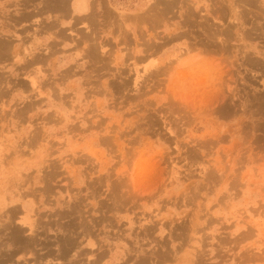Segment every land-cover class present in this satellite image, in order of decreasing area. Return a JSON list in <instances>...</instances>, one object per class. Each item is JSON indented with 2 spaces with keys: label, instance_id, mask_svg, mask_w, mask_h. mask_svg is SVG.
I'll list each match as a JSON object with an SVG mask.
<instances>
[{
  "label": "rangeland",
  "instance_id": "1",
  "mask_svg": "<svg viewBox=\"0 0 264 264\" xmlns=\"http://www.w3.org/2000/svg\"><path fill=\"white\" fill-rule=\"evenodd\" d=\"M46 1L0 0V40H12L0 54V223L26 201L47 230L13 259L136 264L166 251L175 264H264V34L255 30L264 10L244 19L243 41L235 35L220 51L199 26L204 2L201 11L175 0L166 14L162 4L153 8L157 0H100L91 17L76 20L70 1L63 15ZM16 9L31 17L16 24ZM46 17L55 29L46 30ZM73 213L79 219L70 222ZM69 222L79 248L49 262L56 239L73 234ZM79 249L87 254L77 259Z\"/></svg>",
  "mask_w": 264,
  "mask_h": 264
},
{
  "label": "bare ground",
  "instance_id": "2",
  "mask_svg": "<svg viewBox=\"0 0 264 264\" xmlns=\"http://www.w3.org/2000/svg\"><path fill=\"white\" fill-rule=\"evenodd\" d=\"M30 1H32V0H30ZM34 1V0H33ZM69 1L70 0H50V2H49V0H48V2L46 3V2H44L45 3V8L46 9H48V11H50L51 9H52V11L54 12V10L55 11H57V12H59V13H61L62 15L63 14H66V13H64L65 12V10H66V6L65 5H67L68 3H69ZM95 1V4L94 5H91L93 8H94V6L95 7H97V5H98V3H100V0H94ZM170 1V0H169ZM188 1V0H187ZM190 1H193L194 2V8H196V9H198L200 6V3L201 2H204V4H202L203 5V13H202V16H201V19H202V21L200 22V25L199 26H202L203 27V32H204V34L205 35H207L205 38H207L208 40H209V43H210V41H211V44L213 43V44H215L214 46L215 47H217L218 48V50H220V51H226L227 49H229V43L231 42V40H233L234 38V36L235 35H240V37L238 38V41H243L244 40V36L246 37V36H248V33H246V31H244V30H246L243 26H244V19L245 18H248L247 16L249 15V14H251V13H253V14H255V15H257V17H258V15L260 14V13H262L263 14V10H264V8L262 7V5L261 4H259V1L257 2V0H214V4L213 5H211V6H209V3L207 4V2H206V0H190ZM245 1V2H244ZM43 2V1H42ZM212 2V1H211ZM93 3V2H92ZM174 3H177V2H175V0H173V1H171V2H168V1H165V0H157L156 1V3L154 4V6H153V8H155V5H157V4H162L163 6H162V13H166V14H168V12L170 11V10H172L173 8H175L177 5L176 4H174ZM182 3V2H181ZM19 4H20V2H19ZM27 4H29V3H26V6H27ZM41 4V3H40ZM91 4V3H90ZM178 4V3H177ZM22 5H24V3H22ZM69 5V4H68ZM174 5H176L175 7H174ZM187 5V4H186ZM30 6V5H29ZM28 6V7H29ZM35 6V5H34ZM15 7H16V5H15ZM36 7V6H35ZM70 6H68L67 8H69ZM91 7V8H92ZM158 7H159V5H158ZM160 7H161V5H160ZM188 7H189V5L187 6V8L186 9H188ZM192 7H193V5H192ZM250 7H252V8H257L256 10H258V14L256 13V11L254 10V9H252V8H250ZM24 8H25V6L22 8V10H24ZM80 10H86L87 9V0H80ZM90 8V7H89ZM202 8V7H201ZM155 9H158V8H155ZM191 9V8H190ZM200 9V8H199ZM252 9V10H251ZM185 10V9H184ZM201 11H202V9H200ZM254 10V11H253ZM260 10V11H259ZM17 11V12H16ZM29 11V10H28ZM34 11H38V10H35L34 9ZM41 11L42 10H40L39 12H37L36 13V15L37 14H41ZM48 11H47V13H48ZM68 11V10H67ZM15 12L18 14V17H16V18H19V19H17L16 20V18H15V22H16V24H18V23H20L22 20H24V19H26V18H28V17H31V16H28L27 17V12L25 13V11L24 12H22V11H18V9H16L15 10ZM51 12V11H50ZM15 13V14H16ZM170 13V12H169ZM186 13H188V18L189 19H191V17H192V13L190 14V12H186ZM30 15H32V14H30ZM42 15V14H41ZM93 14L91 13L89 16L91 17ZM185 15V14H184ZM165 16V15H164ZM229 16H231V17H234L235 19H236V21H238V23L237 24H235V23H233L232 24V26H231V24H228L227 25V23H226V25H225V23H223V21H225V20H227L228 18H229ZM251 16V15H250ZM260 16H262L261 14H260ZM32 17H33V15H32ZM39 17V16H38ZM175 17V16H174ZM211 17H212V21H210L211 20ZM36 18H37V16H36ZM89 18V17H88ZM129 18V17H128ZM155 18V17H154ZM158 17H156V19H157ZM187 18V19H188ZM256 18V17H255ZM262 18V17H261ZM87 19V18H86ZM92 19H94L93 17H92ZM210 19V20H209ZM257 19V18H256ZM129 20V19H128ZM152 20V19H151ZM196 20V19H195ZM249 20V19H248ZM251 20V19H250ZM28 21V20H27ZM97 21V20H96ZM148 21H150V20H148ZM216 22L215 24H217L218 23V26L217 25H213L212 23H214V22ZM264 21V20H263ZM14 22V21H13ZM44 23H42V24H44V25H46V30H47V28H48V31L51 29H55L57 26L54 24V23H49V25L45 22V21H43ZM121 22V21H120ZM187 22V21H186ZM194 22V21H193ZM212 22V23H211ZM11 23V22H10ZM191 23V22H190ZM259 24V23H258ZM48 25V26H47ZM119 25V24H118ZM11 26V25H10ZM253 26V25H252ZM12 27V26H11ZM139 27V26H138ZM7 28V27H6ZM257 28H258V31L260 30V32H261V34L263 35L264 33V22L263 23H261V25L260 26H256L255 27V30H257ZM25 29H27V28H25ZM154 29V28H153ZM10 31V30H9ZM241 31H244V33H243V35H241L240 33H241ZM253 31V30H252ZM61 32V31H60ZM202 32V31H201ZM254 32H256V31H254ZM35 34V33H34ZM33 34V35H34ZM246 34V35H245ZM189 35V34H188ZM251 35V34H250ZM249 35V36H250ZM260 35V34H259ZM125 36V35H124ZM123 36V37H124ZM175 36V35H174ZM251 38V37H250ZM2 39H3V41H2ZM94 39V38H93ZM125 39V38H124ZM236 40H237V38H235ZM4 40H5V42H4ZM23 40V39H22ZM202 40V39H201ZM208 40H206L207 42H208ZM10 41H12L11 39H5L4 37L3 38H1V40H0V54L1 55H5V53H7V50H10L9 48V42ZM24 41V40H23ZM205 41V42H206ZM152 44V43H151ZM208 44V43H207ZM149 45V44H148ZM155 45V44H154ZM157 45V44H156ZM206 45V44H205ZM210 45V44H209ZM209 45H207V46H209ZM34 46V45H33ZM9 47V48H8ZM94 47V46H93ZM95 47H96V45H95ZM98 47V46H97ZM155 47H157V46H155ZM11 48H12V45H11ZM32 48V47H31ZM153 48V47H152ZM160 48V47H159ZM190 48V47H189ZM216 48V49H217ZM239 48V47H238ZM51 49V48H50ZM92 49V48H91ZM149 49H151V47H149ZM148 49V50H149ZM155 49V48H154ZM193 49V48H192ZM192 49H191V51H192ZM205 49H206V47H205ZM35 50V49H34ZM93 50V49H92ZM94 50H95V48H94ZM94 50H93V53L95 54V52H94ZM207 50V49H206ZM50 51V50H49ZM89 51V50H88ZM91 51V50H90ZM96 51V50H95ZM156 51V50H155ZM187 52L189 51L188 50V48H187V50H186ZM34 52V51H33ZM87 52V51H86ZM152 52H154V51H152ZM90 53H92V51L90 52ZM92 53V54H93ZM213 53V52H212ZM227 53V52H226ZM51 54V53H50ZM151 54V53H150ZM153 54V53H152ZM154 54H156V53H154ZM187 54V53H186ZM251 54V53H250ZM44 55V54H43ZM45 55H49V53L48 54H45ZM52 55V54H51ZM54 55V54H53ZM95 55H97L98 56V48H97V54H95ZM20 56V55H19ZM19 56H17V58L19 59L20 57ZM4 57V56H3ZM32 57V56H31ZM34 57V56H33ZM43 57V56H42ZM197 57V56H196ZM248 57V56H247ZM2 58V57H1ZM14 58H16L15 56H14ZM30 57H27V59H29ZM102 58V57H101ZM100 58V59H101ZM251 58V57H250ZM21 59V58H20ZM38 59V58H37ZM41 59H44V58H41ZM103 59V58H102ZM176 59H178V58H176ZM196 59V58H195ZM245 59H247V58H245ZM253 59V60H252ZM251 60H250V62L251 63H253L254 65H255V63H257V61L255 62L254 60H255V58H252ZM7 60H9V59H7ZM14 60H16V59H14ZM31 60V59H30ZM33 60V59H32ZM6 61V60H5ZM18 61V60H17ZM27 61V60H26ZM35 61H36V58H34V61L31 63V62H29L31 65L33 64V63H35ZM103 61V60H102ZM245 61V60H244ZM246 62H247V60H246ZM249 61L247 62L248 64L250 63ZM36 63H38V61H36ZM173 63V62H172ZM250 63V64H251ZM208 64V63H207ZM261 65V64H260ZM27 66H29V65H27ZM171 66V65H170ZM169 66V67H170ZM255 66H257V65H255ZM30 67V66H29ZM25 68H27V67H24V69ZM156 68H158V67H156ZM160 68V67H159ZM203 68V67H202ZM201 68V69H202ZM23 69V70H24ZM155 69V68H154ZM198 69H200V68H198ZM66 70V69H65ZM164 70H166V69H164ZM168 70V69H167ZM30 71V70H29ZM29 71H24V74L25 73H27L25 76H27V78H28V80L31 82L30 84H31V86H32V88H34V89H37V90H39L38 91V93H40L41 94V87H40V85H38V81L35 79V78H33V77H31V75L32 74H30V72ZM161 71H163V69L161 70ZM200 71V70H199ZM163 72H165V71H163ZM170 72V71H169ZM196 72H197V70H196ZM201 72V71H200ZM154 73V72H153ZM162 73V72H161ZM160 73V74H161ZM204 74H203V76L205 75V72H203ZM208 73H209V71H208ZM207 73V74H208ZM224 73V72H223ZM66 74V73H65ZM150 74H151V72H150ZM155 74V73H154ZM156 74L157 75H159V71H156ZM164 74V73H163ZM200 74V73H199ZM149 75V74H148ZM162 75V74H161ZM102 76V75H101ZM207 76V75H206ZM63 77V76H62ZM158 76H156V78H157ZM26 78V79H27ZM118 78V77H117ZM219 78H222V77H219ZM224 78V77H223ZM201 79V78H200ZM207 79H208V77H207ZM153 81H155V80H153ZM203 81V80H202ZM222 81H224V79L222 80ZM117 82V81H116ZM137 82V81H136ZM158 82V81H157ZM44 83V82H43ZM196 83H197V81H196ZM226 84L228 83V82H225ZM2 84V83H1ZM23 84V83H22ZM202 84H204V83H202ZM220 84V83H219ZM25 85V84H24ZM44 85H45V83H44ZM158 85V84H157ZM227 86H229L228 84H227ZM14 87V86H13ZM30 87V86H29ZM45 87V86H44ZM99 87V86H98ZM209 89H211V87L209 88ZM213 89V88H212ZM218 89V88H217ZM221 89V88H220ZM201 90V89H200ZM206 90V89H205ZM1 91V90H0ZM144 91V90H143ZM219 91V90H218ZM222 91V90H221ZM195 92V91H194ZM215 92V91H214ZM222 92H224V90L222 91ZM226 92V91H225ZM227 92H228V90H227ZM226 92V93H227ZM230 92V91H229ZM228 92V93H229ZM171 93V92H170ZM217 93V92H216ZM227 93V94H228ZM46 94V93H45ZM220 93H217V95H219ZM100 95V94H99ZM146 95V94H145ZM221 95H223V94H221ZM224 95H226V94H224ZM39 96V95H38ZM67 96V95H66ZM126 96V95H125ZM128 96V95H127ZM138 96V95H137ZM169 96H170V94H169ZM212 96H213V94H212ZM211 95H210V98L212 97ZM228 95H226V98H229V97H227ZM1 97V96H0ZM136 97V96H135ZM142 97V96H141ZM216 97H219V96H216ZM221 97H223V96H221ZM29 98V97H28ZM64 98V97H63ZM131 98V97H130ZM170 98V97H169ZM220 98V97H219ZM225 97H224V99H226ZM134 99V98H133ZM136 99V98H135ZM209 99V98H208ZM213 99H216L215 97L213 98ZM131 100H132V98H131ZM210 100H212V98L210 99ZM217 101L219 100V99H216ZM215 100V101H216ZM221 100H222V98H221ZM43 101V100H42ZM212 101H214V100H212ZM214 101V102H215ZM152 102V101H151ZM214 102H211L213 105L214 104H216V103H214ZM222 102H224L223 104L225 105V102L226 101H222ZM258 102V101H257ZM148 103V102H147ZM179 103V102H178ZM217 104H219V103H217ZM223 104H221V106H223ZM184 105V104H183ZM213 105H211V106H213ZM215 106H217V105H214V107ZM206 107V106H205ZM218 107H220V106H218ZM217 107V108H218ZM148 108V107H147ZM223 108V107H222ZM174 109V108H173ZM206 109V108H205ZM27 110V109H26ZM220 110V109H219ZM136 112V111H135ZM24 113V112H23ZM179 113H181V112H179ZM127 115V114H126ZM156 115V114H155ZM159 115V114H158ZM54 116V115H53ZM152 116V115H151ZM156 117V116H155ZM7 118V117H6ZM62 118V117H61ZM48 122H49V120H48ZM148 122V121H147ZM151 129V128H150ZM178 133V132H177ZM224 136V135H223ZM221 139V138H220ZM111 141V140H110ZM108 142V141H107ZM113 142V141H112ZM202 142V141H201ZM104 144H105V142H104ZM34 146V145H33ZM32 146V147H33ZM198 149V148H197ZM14 153V152H13ZM32 154V153H31ZM134 155V154H133ZM87 157V156H86ZM9 159V158H8ZM56 165V164H55ZM94 167V166H93ZM225 173V172H224ZM107 174V173H106ZM123 174V173H122ZM110 175V174H109ZM108 175V176H109ZM17 177V176H16ZM20 177V176H19ZM54 177V176H53ZM47 178H48V176L47 175H44L43 177H39V179H40V182L41 183H43L44 181L46 182V180H47ZM140 178V177H139ZM108 179H109V177H108ZM125 179V178H124ZM124 179H122L123 181H124ZM25 180V179H24ZM119 180V179H118ZM103 181V180H102ZM44 182V183H45ZM47 182H49V181H47ZM118 182V181H117ZM24 183V182H23ZM31 183V182H30ZM92 183H94V182H92ZM110 183H111V181H110ZM113 184V183H112ZM123 184H125V183H122V185ZM30 185V184H29ZM89 185H90V183H89ZM111 185V184H110ZM118 185V184H117ZM26 186V185H25ZM49 185H47V186H44V188H43V190H44V192H47V190L49 189V187H48ZM115 186V185H114ZM91 187V186H90ZM116 187V186H115ZM131 187V186H130ZM94 188V187H93ZM97 188V187H96ZM102 188V187H101ZM100 188V189H101ZM122 188V187H121ZM29 189V188H28ZM93 191V190H92ZM110 191V190H109ZM27 192H29L28 190H27ZM25 193H26V191H25ZM30 193V192H29ZM31 193H32V191H31ZM30 193V194H31ZM24 194V193H23ZM27 194V193H26ZM29 194V195H30ZM44 194V193H43ZM109 194V193H108ZM113 195V194H112ZM21 196H23L22 194H21ZM26 196H28V194L26 195ZM37 196V195H36ZM109 196H111V195H109ZM122 196V195H121ZM126 196V195H125ZM6 197V196H5ZM11 197V196H10ZM107 197V196H106ZM115 197V196H114ZM113 197V198H114ZM117 197V196H116ZM21 198V197H20ZM99 198V197H98ZM125 198V197H124ZM5 199V198H4ZM17 199V198H16ZM79 199V198H78ZM109 199V198H108ZM112 199V198H111ZM114 199H116V198H114ZM17 201V200H16ZM23 201V200H22ZM115 201H117V200H115ZM1 202V201H0ZM13 203V202H15V199L14 198H10V203ZM188 203V202H187ZM73 206H75V205H73ZM123 206V205H122ZM20 207L21 208H19V206L17 207V206H15V207H12L11 208V211H9L8 212V214H6L5 216L6 217H8V219H7V221H5L6 223L5 224H3V225H1V223H0V233H2V235L4 236L3 237V239L2 240H0V244L2 243L3 244V242L4 243H6L7 245H8V249L7 250H5V249H2L3 251H5L4 252V254H2L1 253V249H0V253L2 254V255H4V256H0L1 258L0 259H2V260H0V264H4V262H5V264H21L22 262L21 261H19V260H17L16 259V261L13 259V256H14V254H16L17 252L19 253H21V252H23V251H26V254L28 253L29 254V251H32V249H33V246L37 243V240L38 239H36V238H38V236H39V234L40 233H44V232H46L47 230H45V228L42 226V224L40 225V222L38 221V219H33L32 218V214H31V212L32 213H34V211L36 210V209H34V206L31 204V203H28V202H26V201H23V202H21V205H20ZM70 207V206H69ZM66 208H67V206H66ZM76 208L77 207H75V210H76ZM73 209H74V207H73ZM79 209V208H78ZM9 210H10V208H9ZM68 210V209H67ZM67 210H65L64 209V211H67ZM79 210H81V209H79ZM110 210V209H109ZM72 212V211H71ZM69 210L67 211V214H69V213H71ZM81 212V211H80ZM79 211H78V213H80ZM106 212V211H105ZM65 213V212H64ZM107 213V212H106ZM66 214V215H67ZM77 214V213H76ZM4 215V214H3ZM65 215V216H66ZM61 216H63V215H61ZM68 216V218H70L72 215L71 214H69V215H67ZM73 216L75 217V214L73 213ZM77 216V215H76ZM79 216V215H78ZM71 218L70 219V222H71V220L72 219H79V218ZM81 217V216H80ZM67 218V217H66ZM86 220V219H85ZM16 221V222H15ZM42 221V220H41ZM68 221V220H67ZM67 221H66V223H67ZM73 222H74V220H72ZM69 222V223H70ZM72 222V223H73ZM94 222V221H93ZM101 222V221H100ZM151 222V221H150ZM63 223H65V222H63ZM68 223V224H69ZM72 223H70L69 224V227H70V225L72 224ZM84 223H85V221H84ZM96 223V222H95ZM59 224V223H58ZM57 224V225H58ZM67 224V225H68ZM79 224V223H78ZM82 224H83V222H82ZM150 224V223H149ZM47 225V224H46ZM56 225V226H57ZM66 225V226H67ZM73 225V224H72ZM80 225H81V222H80ZM87 225V224H86ZM60 226V225H59ZM65 226V227H66ZM74 226V225H73ZM68 227V228H69ZM76 226H74L73 227V229L75 228ZM82 227H83V225H82ZM81 227V228H82ZM85 227H87V226H85ZM25 228H27V229H29L28 231H29V234L26 232V231H24L25 230ZM61 228H63L62 227V225H61ZM67 228V229H68ZM42 229V230H41ZM66 229V228H65ZM64 229V230H65ZM83 229H84V227H83ZM63 230V229H62ZM63 230V231H64ZM42 231V232H41ZM68 231H69V233H73L71 236H69V234H66V233H62V235L63 236H61V240H58V239H56V242L58 243V249H57V247H56V253L55 252H51L50 250H52L51 248L50 249H48V248H46V249H48V251H46L47 253H48V259H49V262H54V260L55 261H57V262H59V261H61V260H63V258H66V256L67 255H69V253H71V251H74V250H77L78 248H79V240L77 239V237H76V235H74V231L72 230V226L70 227V229H68ZM67 231V232H68ZM86 231H88V228H87V230ZM27 233L29 236H26V235H24L23 233ZM60 232V231H59ZM78 233V232H77ZM76 233V234H77ZM92 233V232H91ZM94 233V232H93ZM183 233V232H182ZM88 234H90V233H88ZM78 235V234H77ZM59 236V235H58ZM0 238H2L1 237V235H0ZM48 238V237H47ZM89 238H90V236H89ZM4 239H6V240H4ZM50 239V238H49ZM4 240V241H3ZM45 240V239H44ZM46 241V240H45ZM51 241V240H50ZM53 242V241H52ZM55 242V243H56ZM46 243V242H45ZM53 244H54V242H53ZM52 244V245H53ZM4 245V244H3ZM48 245L49 246H51L49 243H48ZM163 245V244H162ZM2 246V245H1ZM6 246V245H5ZM48 246V247H49ZM164 246V245H163ZM159 247V246H158ZM160 247H161V245H160ZM159 247V248H160ZM101 249V246L100 247H98V249ZM157 248V247H156ZM44 249V248H43ZM34 250V249H33ZM160 250V249H159ZM50 251V252H49ZM53 251V250H52ZM101 251H103V250H101ZM34 252V251H33ZM77 252V251H76ZM157 253H153V254H150V256H141V258L140 257H138L139 258V261H136L138 264H161V263H164V262H168L169 264H172V263H174L175 264V262H174V257L171 255V254H169L168 252H164V251H161V252H163L162 254H158L159 253V251H156ZM18 253H17V255H18ZM23 253H25V252H23ZM32 253V252H31ZM148 253V252H147ZM151 253H152V251H151ZM78 255H77V259H80L81 258V255H86L87 253L84 251V250H82V249H79L78 250V253H77ZM149 254V253H148ZM24 255V254H23ZM33 255H34V253H33ZM97 255V254H96ZM21 256V255H20ZM40 256V255H39ZM15 257H16V255H15ZM60 258H61V260H60ZM23 259H26V258H23ZM38 259V258H37ZM36 259V260H37ZM59 259V260H58ZM99 256L98 257H95V259H93V260H91V261H89L87 264H99ZM44 260V259H43ZM23 261H26V260H23ZM35 261V260H34ZM64 261V260H63ZM73 261V260H72ZM76 261V260H75ZM170 261H172L171 263H170ZM16 262V263H15ZM28 262H25V264H27ZM61 263V262H60ZM72 263V262H71ZM136 263V264H137ZM51 264H53V263H51ZM54 264H57V263H54ZM63 264V263H62ZM73 264H76V263H73Z\"/></svg>",
  "mask_w": 264,
  "mask_h": 264
},
{
  "label": "crops",
  "instance_id": "3",
  "mask_svg": "<svg viewBox=\"0 0 264 264\" xmlns=\"http://www.w3.org/2000/svg\"><path fill=\"white\" fill-rule=\"evenodd\" d=\"M94 4H95L94 0H87V9L86 10H83V9L80 10L81 9L80 8V0H70L69 9L71 10V16L73 17V19H76V20L86 19L91 13H94L96 11L97 8L95 6H94V8L91 6ZM54 18H56V17H54ZM70 18L71 17H69L68 20ZM44 19L46 20V23H49L50 18L46 17ZM59 19H62V18L60 17ZM63 20H65V19H62V21ZM46 32H48V31H46ZM44 37H45L44 43L47 47L55 45L56 41L51 40L52 38H49L48 36H44Z\"/></svg>",
  "mask_w": 264,
  "mask_h": 264
}]
</instances>
